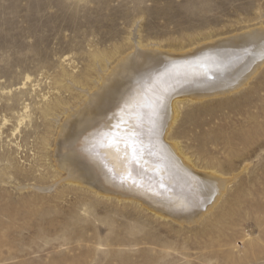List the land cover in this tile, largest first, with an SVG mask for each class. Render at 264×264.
Returning a JSON list of instances; mask_svg holds the SVG:
<instances>
[{"label": "rangeland", "instance_id": "obj_1", "mask_svg": "<svg viewBox=\"0 0 264 264\" xmlns=\"http://www.w3.org/2000/svg\"><path fill=\"white\" fill-rule=\"evenodd\" d=\"M263 26L264 0H0V264H264V149L225 170L264 108V64L232 95L177 101L173 141L235 177L193 224L74 185L57 162L60 124L134 42L184 53Z\"/></svg>", "mask_w": 264, "mask_h": 264}, {"label": "bare ground", "instance_id": "obj_2", "mask_svg": "<svg viewBox=\"0 0 264 264\" xmlns=\"http://www.w3.org/2000/svg\"><path fill=\"white\" fill-rule=\"evenodd\" d=\"M241 32L184 53L134 42L107 74L98 70L94 90H82L84 101L59 126L57 162L68 181L135 202L161 219L193 224L204 216L235 177L200 172L170 130L180 98L232 95L264 64V26ZM253 115L228 142L244 146L225 160L228 172L264 149V121L257 122L264 108Z\"/></svg>", "mask_w": 264, "mask_h": 264}, {"label": "water", "instance_id": "obj_3", "mask_svg": "<svg viewBox=\"0 0 264 264\" xmlns=\"http://www.w3.org/2000/svg\"><path fill=\"white\" fill-rule=\"evenodd\" d=\"M91 188V187H90ZM92 189H94L93 187H92Z\"/></svg>", "mask_w": 264, "mask_h": 264}]
</instances>
